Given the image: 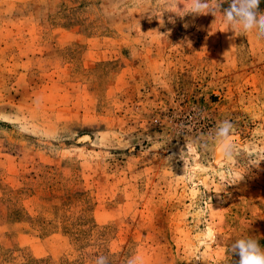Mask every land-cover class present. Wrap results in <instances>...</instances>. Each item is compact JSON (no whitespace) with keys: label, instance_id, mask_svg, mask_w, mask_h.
I'll return each mask as SVG.
<instances>
[{"label":"rangeland","instance_id":"1","mask_svg":"<svg viewBox=\"0 0 264 264\" xmlns=\"http://www.w3.org/2000/svg\"><path fill=\"white\" fill-rule=\"evenodd\" d=\"M171 10L0 0V264L264 248V38Z\"/></svg>","mask_w":264,"mask_h":264},{"label":"clouds","instance_id":"2","mask_svg":"<svg viewBox=\"0 0 264 264\" xmlns=\"http://www.w3.org/2000/svg\"><path fill=\"white\" fill-rule=\"evenodd\" d=\"M226 2L228 0H171L173 10L169 12L175 13L178 17L218 14L225 26V31L255 32L258 38H264V14L257 11L260 0H230L229 7L221 10V5ZM178 4H182L183 8H178ZM226 127L225 122L221 125V131ZM229 250L231 255L239 256L238 264H264V248L254 238H238L229 245ZM95 264H108V260L101 255L96 258ZM128 264H140V262L133 258L128 261Z\"/></svg>","mask_w":264,"mask_h":264},{"label":"bare ground","instance_id":"3","mask_svg":"<svg viewBox=\"0 0 264 264\" xmlns=\"http://www.w3.org/2000/svg\"><path fill=\"white\" fill-rule=\"evenodd\" d=\"M223 146H224V144H223ZM222 146V147H223ZM222 147H219L218 149H217V152H216V157H217V159H221V157H222V155H223V152H224V147L222 148Z\"/></svg>","mask_w":264,"mask_h":264}]
</instances>
